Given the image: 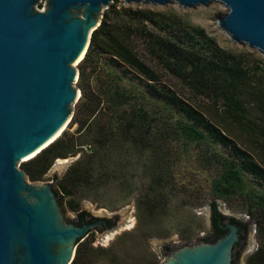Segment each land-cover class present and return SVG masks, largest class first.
<instances>
[{
  "label": "trees",
  "instance_id": "1",
  "mask_svg": "<svg viewBox=\"0 0 264 264\" xmlns=\"http://www.w3.org/2000/svg\"><path fill=\"white\" fill-rule=\"evenodd\" d=\"M92 65L96 67L93 66L98 91L86 86L85 70ZM77 67L81 92L78 102L87 117L79 116L77 110L70 121L77 122L78 131L85 127L89 130L96 121V130H90L94 134L93 146L88 144L87 158L74 161L58 182L65 209L66 205L75 212L83 209L77 200L65 196L72 193L85 169L88 173L93 169L95 156L109 162L111 154L106 151L108 146H118L116 142L129 140L150 148L149 164L159 167L156 179L161 187L172 178L167 170L163 172L173 153L172 147L164 148L162 140L174 139L187 152L193 145L203 146V158L215 166L208 204L211 200L217 204L219 199L227 200L237 191L245 194L259 241L246 264H264L263 60L221 46L204 26L190 22L177 11L111 2L91 32ZM157 67L177 78L193 94L210 101L221 116L220 123L198 105L161 85ZM67 134L64 136L62 131L21 163L29 179H43L57 157L77 152L75 147L82 146V142L76 143L74 134ZM218 144L224 148H218ZM248 174L263 188L248 187ZM159 190L160 196L164 195L163 189ZM157 194H148L149 198L137 202L139 214L144 209L148 215L156 211L155 200L160 197ZM107 249L92 245L91 239L84 237L77 241L69 264H94L95 255ZM138 264L161 263L146 257Z\"/></svg>",
  "mask_w": 264,
  "mask_h": 264
},
{
  "label": "water",
  "instance_id": "2",
  "mask_svg": "<svg viewBox=\"0 0 264 264\" xmlns=\"http://www.w3.org/2000/svg\"><path fill=\"white\" fill-rule=\"evenodd\" d=\"M176 1L189 7L210 0ZM220 1L227 12L219 25L264 56V0ZM110 2L0 0V264H69L90 228L117 227V213H69L53 181H32L20 167L26 154H37L71 119L81 93L77 64ZM248 234L245 221L211 200L202 236L161 239L152 246L161 264H238Z\"/></svg>",
  "mask_w": 264,
  "mask_h": 264
},
{
  "label": "rangeland",
  "instance_id": "3",
  "mask_svg": "<svg viewBox=\"0 0 264 264\" xmlns=\"http://www.w3.org/2000/svg\"><path fill=\"white\" fill-rule=\"evenodd\" d=\"M111 2L177 11L190 22L204 26L210 34L216 37L221 46L246 52L252 58H261L264 63V56L257 48L249 46L246 42L235 41L219 25L218 18L227 12V6L220 0H210L206 4L197 3L189 7H184L176 0L165 4L133 1L127 3L124 0H111ZM93 66L95 67V65L87 66L85 70L86 86L98 91L95 78L96 67L93 69ZM157 70L161 73L159 78L161 85L170 87L172 91L198 105L210 117L220 123L221 116L210 104V101L208 102L200 95L193 94L177 78L163 71L160 67H157ZM77 110L80 112L79 116L87 117L86 111H80L78 99L73 105V114ZM70 120L63 129V134L68 136L67 133H73L76 143L81 141L82 146L77 145L81 147L76 146L75 149L78 150L74 154L57 157L41 181H53L58 186V182L66 174L67 168L77 159L84 160L82 157L87 154L88 144L93 146L94 134L90 133V130H96V121L90 124L89 130L88 127H85L83 131H78L77 122ZM234 133L237 136L235 138H238L237 129ZM242 136V134L239 135V138ZM116 143L118 146H108V151H106L111 154L109 162L102 160V156H95L93 169L89 170V173L85 169V173L72 187V193L66 195L65 199L74 198L80 207L86 208L96 215L111 216L112 212L119 214L117 219L119 229L114 230L116 232L113 236L108 237L110 232H98L94 228H90L88 235L84 236L91 239L92 245L108 248L95 255L94 264H138L141 259L146 257L152 258V261L156 258L161 263L158 252L152 246L156 240L172 237H177L182 241L192 240L202 236L208 228V199L210 198L208 190L210 180L215 173V166L203 158V146L193 145L187 152L174 139H171L170 142L168 139L162 140L164 148L172 147L173 153L169 160L170 165L163 172L168 171V174H172V178L169 183L161 187L157 184L160 180L156 179V172L159 167H152L149 164L150 148H145L140 144L136 145L129 140ZM219 145L218 148H224ZM254 156L260 160L255 153ZM22 162L20 161V167H22ZM262 164L264 165V163ZM88 174L91 179L89 182ZM248 176V187L263 188V184L261 186L255 182V178L251 174ZM159 188L163 189L161 192L164 195L160 196ZM148 194L160 196L159 199L157 196L155 200L156 211L148 215L144 209L139 214L137 202L149 198L146 197ZM245 198L242 191H237L227 200H218V206L222 212L242 218L249 223L248 240L239 257L238 264H246L247 256L259 243L255 221L247 211ZM150 199L153 200V197ZM66 210L69 213L75 212L69 209L67 205Z\"/></svg>",
  "mask_w": 264,
  "mask_h": 264
},
{
  "label": "bare ground",
  "instance_id": "4",
  "mask_svg": "<svg viewBox=\"0 0 264 264\" xmlns=\"http://www.w3.org/2000/svg\"><path fill=\"white\" fill-rule=\"evenodd\" d=\"M80 56H81V55H80ZM77 60H78V59H77ZM77 60H76V61H77ZM34 154H36L35 151H32V152L26 154L22 159L29 158V157L33 156ZM118 229H119V226H118V227H115L114 229L108 230V231H106L105 233H109V232H110V234H109L108 237H111V236H113V234L116 232V231H114V230H118Z\"/></svg>",
  "mask_w": 264,
  "mask_h": 264
},
{
  "label": "flooded vegetation",
  "instance_id": "5",
  "mask_svg": "<svg viewBox=\"0 0 264 264\" xmlns=\"http://www.w3.org/2000/svg\"><path fill=\"white\" fill-rule=\"evenodd\" d=\"M115 213H116V212H114L113 214H115ZM113 214H112V215H113ZM117 214H118V213H117ZM102 216H108V215H102ZM236 217H237V216H236ZM116 223H117V221H116ZM116 223H115V224H116Z\"/></svg>",
  "mask_w": 264,
  "mask_h": 264
}]
</instances>
